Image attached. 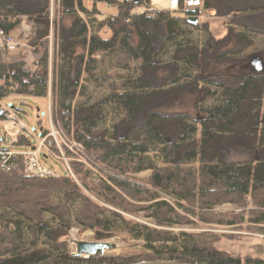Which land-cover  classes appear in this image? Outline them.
Returning <instances> with one entry per match:
<instances>
[{
	"label": "trees",
	"instance_id": "16d2710c",
	"mask_svg": "<svg viewBox=\"0 0 264 264\" xmlns=\"http://www.w3.org/2000/svg\"><path fill=\"white\" fill-rule=\"evenodd\" d=\"M57 1L62 17L72 23L67 33L61 28L62 35L55 48L59 62L53 75L56 84L52 88V120L83 147V156L96 167V172L75 161L69 164L71 173L67 171L48 178L24 175L21 159L19 166L12 170L0 167V264L134 262L124 258L71 256L67 237L72 228L81 232L91 230L100 241L116 233L127 234L144 243L148 252L144 260L148 261L264 264L263 257L246 255L242 258L220 249L216 246L217 236L211 232H174L183 227L197 228L190 218L204 224L239 225L243 219L236 217L243 213L216 214L215 209L224 204L245 209L251 203L248 222L258 226L255 230L264 234V75L241 74L233 89L217 84L219 91L210 93L213 104L199 105L198 117L165 115L152 110L146 112L143 123L137 125V115L145 102L178 87L166 90L155 87L147 75L162 66L160 54L164 44L171 47L167 64L173 74L177 73L178 64L199 72L201 59L215 52L212 36L205 32L201 46L189 39L190 29L185 30L181 25L204 29L193 12L178 18L168 11L131 14L133 8L144 6L141 2ZM88 1L92 2L91 8L85 5ZM214 2L204 0L205 9L212 8ZM97 3L115 7L117 13L101 21L91 20L95 28L90 31L80 14L89 19L99 14ZM146 6L149 9L148 3ZM243 12L263 13L264 6L246 8ZM21 16H27L35 24L30 44L36 46L46 41L48 7L22 11L10 3L0 2V30L4 33L16 29ZM229 22L237 26V17L234 15ZM159 27L164 29V37L157 36ZM104 28L108 30L107 37L101 35ZM233 34L239 33L231 28L225 38ZM238 37L246 45H252V40L245 35ZM98 54L102 55L99 62L111 60L117 69L128 70L134 64L137 74L112 81L106 95L98 101L89 104L77 101L78 96L84 95L80 85L82 71L92 75L99 63L95 58ZM1 57L0 50V102L11 94L48 96L46 55L33 69L22 61L2 62ZM216 57L232 58L233 54L224 52ZM198 75L185 84L195 82ZM176 80L169 83L176 84ZM202 82L212 84L205 79ZM105 105H110L120 116L110 131L101 126ZM0 117L4 119L3 110ZM170 121L182 127V135L175 140L169 136L167 123ZM120 126L123 127L119 130ZM47 131H43L42 136ZM1 134L4 149L10 150L6 145L7 135ZM11 144L33 146L24 131ZM152 153L158 156L162 166L155 164ZM236 153H241V157ZM144 171H149L150 175L146 179L139 178ZM92 175H96V184L90 182ZM6 212L19 218L20 223L7 222L3 218ZM140 214L149 222L137 220Z\"/></svg>",
	"mask_w": 264,
	"mask_h": 264
},
{
	"label": "rangeland",
	"instance_id": "374dc122",
	"mask_svg": "<svg viewBox=\"0 0 264 264\" xmlns=\"http://www.w3.org/2000/svg\"><path fill=\"white\" fill-rule=\"evenodd\" d=\"M221 1L223 2V4H221ZM246 1L248 2L242 4V0H215L214 6L217 7L219 13H224L230 8L243 10L247 8L248 4H250L248 5L249 8H260L264 6V0ZM0 2L10 3L22 11H34L43 7H48L49 33L46 41L40 42L41 44H38L36 46L31 45L30 41L34 37L35 24L32 20L28 19L27 16H21L17 28L8 33V35L11 36L15 43H19V45L9 50L3 51L1 61L5 63L22 61L26 66L33 69L34 67L39 66V60L44 55H46L48 63V81L50 88L46 99L16 94H11L5 97L2 100L1 107L7 106L12 111L11 113L13 118L6 120L5 118L2 119L0 117V132H4L3 129L7 130L9 127L12 131L19 129V132L24 131V133L30 137L33 146H35L36 142L34 141L31 134L39 139L42 136V132L47 130L49 132L50 126L52 125L54 129L53 134L48 136L44 140L45 148L49 150V152H42L45 150L42 149V151L39 153L41 163L49 168L55 169L59 174L64 175L67 173V169L61 159H59L63 155L64 157H66L65 159L68 161V165L74 161L81 162L85 165L84 167L92 169L93 172H96V167L91 163L89 164V162L85 158H81L76 149L72 148V151H69L68 148L65 147V145L71 144V137L67 136L62 131L59 123H55L52 120L51 107L54 96L52 88L56 84V76L53 77V75H55L57 64L59 62L58 57L55 53V48L60 36L62 35L61 28L63 27L65 29V32L67 33V31L71 27L72 21L69 18L62 17L61 8L57 0H0ZM80 16L85 21H87L90 31H93L95 28V24L91 23L92 21H101L104 18L109 17L105 16L101 18V16L97 15L95 17L92 16L89 19L84 14H80ZM200 21V24L203 25V30L205 31L191 29L184 25H181L180 27L185 30L190 29L188 30L190 32L187 33L189 39L201 46L206 34L205 32L207 31L204 24L205 21ZM226 24L230 23L225 22V25ZM220 28L221 26L218 23H215L214 25L212 24L213 32L216 31L217 33V31H220ZM252 28L253 29H247L246 27H242L240 25H237L236 28L232 27V29H235V31L240 35H245L246 37H248V39L252 40V45L248 46L245 42L239 40V34H233L227 39L224 37V40L219 38L216 42H213L216 43V47L214 49L215 52L205 55L201 59L199 72L189 66H186L185 64H178L177 73L173 74L171 72L172 67L167 64L169 62L171 47L167 44H164V46L161 48L162 51L160 54V59L163 63L162 66L150 70L147 75H149L150 79L152 80V84L155 87H163V89L165 90L169 88H175L176 86L178 87L169 92L161 94L160 96L151 98L147 102H145L137 115L135 123L137 125H141L144 119L143 115L146 112L152 110L158 111L165 115L183 114L186 116L188 115L192 117H198L199 105L208 107L213 104L214 98H211L212 96L210 93L212 91H219L216 87L217 84H223L224 86H228L229 88L233 89L237 85V77L242 74V64H245L248 60L257 57H260V59H262V61L264 62V14L259 25H254ZM227 29L228 34L229 29L231 28L227 27L226 30ZM156 34L158 37H164V29L161 27L157 28ZM101 35L107 37L109 35L108 30L104 28L101 32ZM158 45L159 44H157V48H159ZM224 52L233 54V57H228L225 59L216 57L217 55L223 54ZM101 57V54L95 56L98 62ZM133 65L128 70L117 69L111 64V60L107 59L99 62L96 65L91 76L86 75L82 71L80 85L84 88V95L78 96L77 101L89 104L102 99L106 95L108 91V85L112 81L123 80L132 76L134 77L137 74ZM253 74L264 75V65H262V71L258 70ZM197 75L199 76V78H197L195 82H193L192 84H185L195 78V76ZM174 79H177L176 84H170V81ZM204 79L209 80L212 84H204L202 82V80ZM103 110L105 117L101 126L110 131L111 126L120 120V116L117 112L111 109L110 105H105ZM18 123H21L22 127L19 128ZM122 127L123 126H120L119 130ZM167 128L169 129V136L172 140H175L182 135V127L172 123L171 121L167 123ZM197 128L199 129L200 126H197ZM16 137V135H9L6 138L7 148L12 151L20 148L19 146L11 144V142L15 140ZM234 146L232 147L235 149L239 148H236ZM236 154L237 157H241V153ZM150 155L154 159L157 166H162V163L156 154L152 153ZM149 175V171H144L140 173L138 177L141 179H146ZM95 177L96 175L90 176L91 184H96L97 179H95ZM249 207L253 208V206H251V203H249L248 207L245 209L230 204H224L215 209L216 214L235 212L236 214L241 215V213H243V216L236 217L237 220L243 219L242 223L239 225L227 226L221 224H204L197 219L190 218L196 223L197 228H192L191 226L183 227L182 229H175L174 232L177 233L180 230H205L217 236V247L229 252L233 256H240L243 258L246 255H250L264 258V234L255 230L258 229V226L252 225L248 222L249 215L247 211L249 210ZM3 218H5L7 222L12 223L11 225H13V222L20 223L19 218L7 212L3 214ZM46 218L50 220L49 216H46ZM137 220L143 223L149 222L148 219L142 217V214L139 215ZM87 231L88 232H81L78 228H72L69 231L67 237V249L71 256H73L72 254L76 253V247L80 243L100 242L105 245V249H107V252L105 253V255H102L101 252H98L92 257L94 259H133L134 262L130 264L138 263L141 261H148L144 260V257L148 252L145 249L144 243L140 240H135L131 236L124 233H116L111 238L100 241L96 238L93 231Z\"/></svg>",
	"mask_w": 264,
	"mask_h": 264
},
{
	"label": "built area",
	"instance_id": "2783aa9c",
	"mask_svg": "<svg viewBox=\"0 0 264 264\" xmlns=\"http://www.w3.org/2000/svg\"><path fill=\"white\" fill-rule=\"evenodd\" d=\"M125 1L141 2L144 5L133 8L131 14H140L144 12V10L147 7L146 3H148V6H150V3L153 4V0H125ZM156 5H158L160 9L170 12V14L174 17H184L186 13L193 12L196 13L198 19H200L205 15L206 12V9L204 7V0H160V2L157 3ZM17 45H19V43H15V41L11 38L10 35L0 30V50L2 52L14 48ZM1 106H2V102H0V107ZM1 109L3 110V115L6 120L13 118L11 113L12 111L7 106H3L1 107ZM53 132L54 129L53 126L51 125L49 132L41 136L39 139H37L36 136L31 134L34 141L36 142V145L33 147V149L29 150L26 153H19V152H14L12 150H5L4 149L5 141L2 138V134H1L0 135V167L7 171L12 170L19 166V160L21 159L22 173L28 177H32V178L58 177L60 175L58 171L43 165L41 163L39 156V153L42 151V149H45L42 152L45 153H47V151L49 152V150L45 148L44 140L48 136L52 135ZM65 147H67L69 151H72V148L76 149L79 156L81 158H85L83 156V147L80 144L71 140V144L65 145ZM65 158L66 157L62 155V157H60L59 159H61V161L64 163L67 171L71 173L68 165V161Z\"/></svg>",
	"mask_w": 264,
	"mask_h": 264
},
{
	"label": "crops",
	"instance_id": "0c3cea01",
	"mask_svg": "<svg viewBox=\"0 0 264 264\" xmlns=\"http://www.w3.org/2000/svg\"><path fill=\"white\" fill-rule=\"evenodd\" d=\"M247 2L248 1H246V0H242V4H245ZM156 4L157 3H155V4L150 3L149 9L146 8L144 11H147V10L164 11V10L160 9L158 7V5H156ZM221 4H223V2ZM85 5L87 8H91L93 6L92 2H90V1L86 2ZM248 5H250V4H248ZM248 5H247V8H249ZM95 7L99 12V14H97V15L101 16V18H103L105 16H111V15H114L117 13V10L115 7H111L105 3H97L95 5ZM225 7H227V6H225ZM222 9H224V8H222ZM245 9L241 10V9L230 8L229 10H227L224 13H219L217 7L213 6L210 9H206L205 15L199 19V23H201L200 20L205 21L204 24H205L206 31L209 32L210 35L212 36L213 42H216L219 38L223 39L227 35V32H228V29L226 30L227 27H229V28H232V27L236 28L237 27L236 25H233L229 22L234 17V15L237 17V25H240L242 27H246L247 29H253L252 27L254 25H259L260 21H262V17H263L264 13H244L243 11ZM105 10H106V13H105ZM97 15H95V16H97ZM225 22H228L230 24H226L227 25L226 26ZM215 23H218L221 26L220 31H217V33H216V31L215 32L212 31L213 30L212 24L214 25ZM148 78H150L149 75H148ZM44 99H46V98H44ZM4 122H6V121H4ZM18 126H19V128L22 127L21 123H18ZM18 130L19 129L12 131L10 129V127L7 130L3 129V131L5 132V134L7 136H9V135L10 136H14V135L18 136L20 134V132ZM33 147L34 146L29 147V148L20 147L14 151L19 152V153H26L29 150L33 149Z\"/></svg>",
	"mask_w": 264,
	"mask_h": 264
},
{
	"label": "water",
	"instance_id": "95a60500",
	"mask_svg": "<svg viewBox=\"0 0 264 264\" xmlns=\"http://www.w3.org/2000/svg\"><path fill=\"white\" fill-rule=\"evenodd\" d=\"M198 21V19H195ZM2 114V109H0V115ZM105 245L103 243H80L77 247V254L73 255L74 257L80 258H91L97 254V252H101L104 250ZM134 264H189L185 262H177V261H165V260H156V261H141Z\"/></svg>",
	"mask_w": 264,
	"mask_h": 264
},
{
	"label": "flooded vegetation",
	"instance_id": "af4514ba",
	"mask_svg": "<svg viewBox=\"0 0 264 264\" xmlns=\"http://www.w3.org/2000/svg\"><path fill=\"white\" fill-rule=\"evenodd\" d=\"M262 65H264V62L260 57L253 58L251 60H248L247 63L242 64L241 66V73L242 74H252L257 72L258 70L262 71Z\"/></svg>",
	"mask_w": 264,
	"mask_h": 264
},
{
	"label": "bare ground",
	"instance_id": "6f19581e",
	"mask_svg": "<svg viewBox=\"0 0 264 264\" xmlns=\"http://www.w3.org/2000/svg\"><path fill=\"white\" fill-rule=\"evenodd\" d=\"M158 2H160V0H153V3L155 4V3H158ZM77 247H78V245H77ZM77 247H76V253H74V254H72V255H75V254H77V252H78V250H77ZM107 252V249H105V247H104V250L102 251V255H105V253ZM98 253V252H97ZM100 253V252H99Z\"/></svg>",
	"mask_w": 264,
	"mask_h": 264
}]
</instances>
